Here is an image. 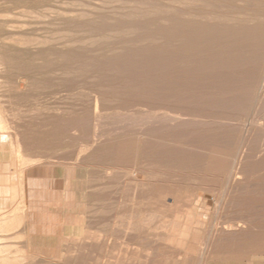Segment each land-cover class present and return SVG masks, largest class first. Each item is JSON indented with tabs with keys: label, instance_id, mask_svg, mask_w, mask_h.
I'll list each match as a JSON object with an SVG mask.
<instances>
[{
	"label": "rangeland",
	"instance_id": "374dc122",
	"mask_svg": "<svg viewBox=\"0 0 264 264\" xmlns=\"http://www.w3.org/2000/svg\"><path fill=\"white\" fill-rule=\"evenodd\" d=\"M118 1L0 0V134L3 136L0 138V216L3 213L0 217V238L2 237L0 239V264H114L118 259V262L122 264H165V256L158 249L156 250L155 246L154 248L152 244H149V250V247L145 245L148 242L147 239L140 241L145 247L140 244L142 247L140 246L141 251L139 250L138 256L141 259L143 256L145 258L143 257L142 263L141 261L137 263L140 258L120 256L126 248L124 238H117L113 246H109L106 250L99 248L100 243L96 245L84 243L86 233L79 234L80 231L75 223V215H78L79 211L82 215L84 214L85 224L90 225V229L93 225L92 230L97 232L102 227L99 218L100 211L112 210V207L116 206L114 200H124L120 203L123 204L121 211L130 207L129 199L132 193L130 190L117 184L106 187L105 182L108 179L106 171L117 162L132 163L139 170L143 169L141 172L145 177L142 180L143 175H141L140 180L144 183L149 182L151 185L148 183L150 186L142 185L138 189L140 190L138 195L143 194L139 196L143 198L142 201L137 199L140 203L145 201V195L157 192L163 187L175 189L176 195L173 193L166 196L167 203L171 205L164 206V209L154 216V221L150 222V224L154 222L152 227H156L157 231L163 227L166 230L163 229L162 232L169 230L170 223H165L167 228L164 223H160L161 219L164 220L161 213L163 212L165 216L168 211L166 207L170 209L165 216L167 219L165 221H173L172 212L176 204L174 206L172 197H177L175 199V202L178 201L177 205L182 204H179V208L184 207L185 212L179 209L181 213H186L192 206L191 208L197 209L196 213L200 221H206L207 226L211 221L209 227L214 226V223L218 226L228 220L246 219L248 224L243 223L245 228L241 227L240 231L232 229L233 232L219 233L222 236L214 234V237H211L213 240H203L205 243L202 241L203 244H199L197 254L202 256L204 264H264V240L262 238L264 231H259L263 230L262 225H264V207L262 208L264 205V176H261L264 175V64L259 73L258 89L248 96L247 94L243 96L236 94V88L240 86L243 78L242 73L233 74L237 81L235 89L230 93L227 89V82H224L227 81L225 78L228 75H221L218 71V76L216 71V73L206 71L203 74L197 72L187 76L177 72L172 74L165 68L155 73L158 77L161 75L156 78L153 73L150 75V73L143 72L139 75V72L135 73L127 69L120 74L110 69L87 65V61L89 64L98 65L108 55L104 52H109L112 44V46L120 45L119 43L122 44V41L127 38L132 39L131 35H137L134 32L123 31L124 37L119 29L110 27L102 29L100 26L107 17L121 19L122 15L119 12L121 10L118 8L133 4V0H130L131 2L123 0V3ZM157 1L161 3L167 0ZM111 2H114L113 6ZM123 4L124 6H121ZM213 4L212 7L221 8L219 3L214 2ZM110 7H113L117 13ZM94 11L95 13H92ZM100 14L103 15L100 16ZM93 19L98 21H92ZM93 27L96 30L95 34H93ZM105 32L108 34L106 35ZM108 35L115 38L110 36L109 39ZM158 38V36L154 38L155 41L161 39ZM161 40L156 42L160 43ZM143 42H139V45L140 43L142 46L148 44V41L147 44L146 41L144 44ZM100 44L104 45L100 46ZM77 57L80 59L76 60ZM181 112L197 113L196 115L200 116L197 118L204 119V121L203 123L178 121L176 116L179 113L183 115ZM226 145L232 148L228 150L229 147ZM233 153L235 154V165L238 166L235 167V171L240 168L238 172L243 174L242 178L239 182L232 184L233 186L219 187L217 186L218 181L213 177L219 172V169L213 166L214 160L234 155ZM77 160L83 163L80 168L76 167ZM223 173L225 175L226 172ZM208 183L213 184V187ZM205 184L210 190L205 187ZM261 187L262 189H259ZM212 189L216 193L212 192ZM217 194H220V201L214 199L218 197ZM190 196L195 197L190 199ZM182 197H189L190 202L187 201L188 198H185L187 203L184 204L186 201L184 202L185 199ZM179 198H182L184 203ZM199 198L201 201H198ZM108 201L113 203L110 202V204ZM203 201L206 202L208 210L204 209ZM16 208L20 209L19 212ZM200 208L202 211L207 210V213L205 211L203 215L204 211L202 213L198 210ZM223 215L226 218L222 217ZM123 221L125 223L126 220ZM28 224H40L42 228L40 231L31 233L26 230ZM15 225L19 227L21 225L23 231L8 237L7 231ZM141 227L146 228L144 224ZM32 234L37 236L33 237ZM79 236L84 240H80ZM77 244L82 245L81 247L75 246ZM207 244L209 248L206 247ZM78 248H82V251ZM205 248L208 252L204 254ZM149 252L151 256L153 255L152 257ZM119 256L122 258H118Z\"/></svg>",
	"mask_w": 264,
	"mask_h": 264
},
{
	"label": "bare ground",
	"instance_id": "6f19581e",
	"mask_svg": "<svg viewBox=\"0 0 264 264\" xmlns=\"http://www.w3.org/2000/svg\"><path fill=\"white\" fill-rule=\"evenodd\" d=\"M57 1V0H56ZM95 1V0H94ZM98 1V0H97ZM100 1V0H99ZM113 1V0H111ZM118 1V0H116ZM121 3H123V0ZM128 1V0H127ZM130 1V0H129ZM81 2V1H80ZM103 2V1H102ZM119 2V1H118ZM131 2V1H130ZM216 2L219 3L218 5L221 7H212V4ZM82 3V2H81ZM93 3V2H92ZM95 3V2H94ZM100 3V2H99ZM105 4V2H103ZM102 3V4H103ZM109 3V2H106ZM114 2H111V4ZM126 3V2H125ZM68 4V3H67ZM88 4V3H87ZM103 4V6H105ZM120 4V3H119ZM224 4V5H223ZM226 4V6H225ZM251 4V5H250ZM83 5V4H82ZM86 5V4H85ZM109 5V4H108ZM107 5V6H108ZM214 5V4H213ZM216 5V4H215ZM102 6V5H100ZM110 6V5H109ZM113 6V4H112ZM121 6H124L121 5ZM211 6V7H210ZM97 7V6H96ZM120 7V6H119ZM95 8V6H94ZM107 8V7H105ZM113 9V7H110ZM109 8V10H111ZM46 9V8H45ZM90 9V8H89ZM93 9V8H92ZM96 9V8H95ZM108 9V8H107ZM97 10V9H96ZM105 10L106 9H102ZM108 10V12H110ZM118 10H121L120 14L122 15L121 19H110V17L106 18L104 22L99 23L100 26L103 27H110L111 29H119L121 32L123 31H130L137 33L136 36H130L132 39L123 40L122 44L119 43L120 45L116 46H110L109 52L111 51V54L109 52H104V54L108 53V55L105 56V59L99 63L98 65L95 64H89L87 61V65H95L96 67H102L106 68L107 70L110 69L112 71H115V73L119 72L121 74L125 72V70H133V72H139L142 74L143 72L150 73V75L153 73H159L163 69L167 68L168 71H171L172 74L174 72L177 73H184L185 75H191L192 73H199L208 71V72H219L221 75H228L224 82H227L228 87L227 89L230 91L235 89V83L237 81L236 78H234L233 74L236 73H242L243 78L240 82V86H237L236 94H242V96L247 94H253L256 92L259 86V73L261 71V68L264 64V0H167L165 2L159 3L157 0H133L132 5H125L121 9L118 8ZM47 11V10H46ZM100 11V10H99ZM112 11L115 12L113 9ZM103 12V11H102ZM107 12V13H108ZM69 13V12H68ZM83 13V12H82ZM85 13V11H84ZM92 13H95L92 12ZM97 13V12H96ZM111 13V12H110ZM109 13V14H110ZM117 13V12H115ZM28 14V13H27ZM99 14V12H98ZM7 15V14H6ZM39 15V14H37ZM73 15V14H72ZM83 15V14H82ZM86 15V14H85ZM97 15V14H94ZM103 14H100V16ZM114 15V14H113ZM117 15V14H115ZM106 16V15H105ZM111 16V15H110ZM118 16V15H117ZM77 18V17H76ZM98 18V17H96ZM95 18V19H96ZM93 19L92 21H94ZM104 19V17H103ZM102 19V20H103ZM88 21V20H87ZM98 21V20H95ZM93 23V22H92ZM52 25V24H51ZM72 26V24H71ZM78 26V25H77ZM81 26V24H80ZM84 26V23H83ZM82 26V27H83ZM96 26V24L94 25ZM30 27V26H29ZM88 28V26H86ZM85 27V28H86ZM84 28V27H83ZM90 28V27H89ZM93 34H95L94 32ZM97 29V27H96ZM87 30V29H86ZM91 30H93L91 28ZM105 30V29H104ZM110 30V29H109ZM42 31V30H41ZM98 31V29H97ZM100 31V29H99ZM85 32V31H84ZM100 32H103L100 31ZM109 32V31H108ZM115 32V31H114ZM117 32V31H116ZM68 33V32H67ZM90 33V32H89ZM106 33V32H105ZM104 33V35H105ZM111 33V32H109ZM15 34V33H14ZM56 34V33H55ZM85 34V33H84ZM91 34V33H90ZM100 34V33H98ZM108 33H106L107 35ZM116 34V33H115ZM122 34V33H121ZM124 34V32H123ZM89 35V34H88ZM105 35V36H106ZM118 35V34H117ZM116 35V38L118 37ZM126 35L129 36V34L126 33ZM101 36V35H99ZM103 36V35H102ZM104 36V37H105ZM109 39L110 36L108 35ZM114 36V35H113ZM159 37L162 42H159V40L156 42L154 38ZM98 37V36H97ZM125 37V34H124ZM134 37V38H133ZM103 38V37H101ZM115 38V37H112ZM121 38V36H120ZM28 39V38H27ZM63 39V38H62ZM106 39V38H105ZM108 39V40H109ZM45 40V39H44ZM56 40V39H55ZM90 40V39H89ZM13 41V40H12ZM31 41V40H30ZM43 41V40H42ZM41 41V42H42ZM88 40H86L87 42ZM91 41V40H90ZM101 41V40H100ZM105 41V40H104ZM107 41V40H106ZM112 41V40H110ZM109 41V42H110ZM116 41V40H114ZM119 41V40H117ZM148 41V44L145 45L144 42ZM155 41V42H152ZM24 42V41H23ZM53 42V41H52ZM94 42V41H93ZM108 42V43H109ZM139 42H143L144 46L139 45ZM107 43V42H106ZM84 45V44H83ZM104 44H100V46H103ZM115 45V44H114ZM92 46V45H91ZM99 46V45H98ZM97 46V47H98ZM81 48V47H80ZM99 48V47H98ZM104 48V47H103ZM102 48V49H103ZM90 49V48H89ZM97 49V48H96ZM101 49V48H100ZM99 49V50H100ZM106 49V48H105ZM65 51V50H63ZM80 51V50H79ZM82 51V50H81ZM101 51V50H100ZM99 51V52H100ZM8 52V51H7ZM72 52V51H71ZM83 52V51H82ZM90 52V51H89ZM88 53V52H87ZM101 53V52H100ZM48 54V52H47ZM67 54V53H66ZM65 54V55H66ZM69 54V53H68ZM75 54V53H74ZM60 55V54H59ZM64 55V54H63ZM76 55V54H75ZM83 55V54H82ZM88 55V54H85ZM3 56V55H2ZM38 56V55H37ZM67 56V55H66ZM77 56V55H76ZM68 57V56H67ZM89 57V55L87 56ZM92 57V56H91ZM98 57V56H97ZM13 58V57H12ZM11 58V60H12ZM74 58V57H73ZM83 58V57H82ZM86 58V57H85ZM80 58L77 57L76 60ZM97 59V58H96ZM8 60V59H7ZM5 60V61H7ZM14 60V59H13ZM86 60V59H85ZM90 60V59H88ZM98 60V59H97ZM82 61V60H81ZM80 62V61H79ZM104 62V63H103ZM86 63V62H85ZM91 63V61H90ZM82 64V63H81ZM84 64V63H83ZM75 66V65H74ZM84 66V65H83ZM66 68V67H65ZM85 68V67H84ZM166 69V71H167ZM69 70V69H68ZM82 70V69H81ZM88 70V69H87ZM130 70V72H131ZM89 71V70H88ZM68 72V71H67ZM74 72V71H73ZM164 72V71H163ZM215 72V73H216ZM217 72V76H218ZM132 73V72H131ZM161 74V73H160ZM183 74V75H184ZM208 74V73H207ZM156 78L161 77V75L155 74ZM163 75V74H162ZM175 75V74H174ZM215 75V74H214ZM220 75V74H219ZM225 75V76H226ZM146 76V75H145ZM178 76V75H177ZM180 76V75H179ZM195 76V75H194ZM153 77V75H152ZM154 77V78H155ZM186 77V76H185ZM190 77V76H189ZM192 77V76H191ZM222 77V76H221ZM129 78V77H128ZM146 78V77H145ZM148 79V78H147ZM216 79V78H215ZM112 80V79H111ZM115 80V79H114ZM150 80V79H149ZM173 80V79H172ZM187 80V79H186ZM218 80V79H217ZM65 81V80H64ZM78 81V80H77ZM139 81V80H138ZM154 81V79H152ZM168 82V81H167ZM199 82V81H198ZM201 82V81H200ZM203 82V81H202ZM134 83V82H133ZM140 83V82H139ZM184 83V82H183ZM193 83V82H192ZM209 83V82H207ZM206 83V84H207ZM87 84V83H86ZM182 84V83H180ZM195 84V83H194ZM193 84V85H194ZM202 84V83H201ZM230 84V85H229ZM184 85V84H182ZM149 86V85H148ZM176 86V85H175ZM222 86V85H221ZM138 87V86H137ZM116 88V87H115ZM173 88V87H172ZM206 88V85H205ZM225 88V87H224ZM189 89V88H188ZM219 89V88H217ZM222 89V88H221ZM146 90V89H145ZM177 90V89H176ZM124 91V90H123ZM182 91V90H181ZM180 91V92H181ZM213 92V91H212ZM228 92V91H227ZM236 92V91H234ZM98 93V92H97ZM177 93V92H176ZM184 93V92H183ZM195 93V92H194ZM220 93V90H219ZM156 94V93H155ZM175 94V93H174ZM180 94V93H179ZM196 94V93H195ZM198 94V93H197ZM207 94V93H206ZM221 94V93H220ZM229 94V93H228ZM186 95V94H185ZM211 95V94H210ZM216 95V94H215ZM224 95V93H223ZM82 96V95H81ZM133 96V95H132ZM212 96V95H211ZM214 96V95H213ZM227 96V95H226ZM26 97V96H25ZM181 97V96H180ZM184 97V96H183ZM182 97V98H183ZM190 97V96H189ZM205 97V96H204ZM97 98V97H96ZM114 99V98H113ZM157 99V98H156ZM252 99V98H251ZM254 99V97H253ZM80 100V99H79ZM159 100V99H158ZM190 100V99H189ZM153 101V100H152ZM195 101V100H194ZM227 101V100H226ZM196 102V101H195ZM225 102V101H224ZM237 102V101H236ZM258 102V101H257ZM116 103V102H115ZM140 102H138L139 104ZM227 103V102H226ZM176 104V103H175ZM204 104V103H203ZM247 104V103H246ZM252 104V103H251ZM259 104V103H258ZM178 105V104H177ZM184 105V104H183ZM223 105V104H222ZM236 105V104H235ZM250 105V104H249ZM20 107V106H19ZM235 107V106H234ZM92 108V107H91ZM120 108V107H119ZM182 109V108H181ZM189 109V108H187ZM205 110V109H204ZM173 111V110H172ZM193 112V111H192ZM213 112V111H212ZM10 113V112H9ZM19 113V112H18ZM32 113V112H31ZM41 113V112H40ZM176 113V112H175ZM228 113V112H227ZM168 114V113H167ZM183 115L176 116V118L181 121H184L186 123L194 121V122H201L203 123L204 119H199L195 113H188V112H181ZM199 114V113H198ZM238 114V113H237ZM18 115V114H17ZM35 115V114H34ZM176 115V114H175ZM174 115V116H175ZM208 115V114H207ZM213 115V114H212ZM32 116V115H31ZM124 116V115H123ZM166 116V115H164ZM172 116V117H174ZM203 116V115H202ZM211 116V115H210ZM126 117V116H125ZM168 117V116H167ZM166 117V118H167ZM170 117V115H169ZM149 118V117H148ZM175 118V119H176ZM214 118V117H213ZM257 118V117H256ZM122 119V118H121ZM131 119V118H130ZM264 119V118H263ZM113 120V119H112ZM126 120V119H125ZM135 120V118H134ZM143 120V119H142ZM147 120V119H146ZM160 120H163L160 118ZM166 120V119H165ZM254 120V119H253ZM119 121V120H118ZM133 121V120H132ZM174 121V120H172ZM207 121V120H206ZM227 121V120H226ZM116 122V121H115ZM142 122V121H141ZM140 122V123H141ZM145 122V121H144ZM166 122V121H165ZM170 122V121H169ZM175 122H177L175 120ZM237 122V121H236ZM83 123V122H82ZM118 123V122H117ZM123 123V122H122ZM125 123V122H124ZM209 123V122H208ZM76 124V123H75ZM132 124V123H131ZM219 124V123H218ZM221 124V123H220ZM257 124V123H256ZM261 124V123H260ZM144 125V123H143ZM215 125V124H214ZM222 125V124H221ZM236 125V124H235ZM121 126V125H120ZM131 126V125H129ZM134 126V125H133ZM203 126V125H202ZM211 126V125H210ZM252 126V125H251ZM113 127V126H112ZM123 127V126H122ZM181 127V126H180ZM239 127V126H238ZM256 127V126H255ZM96 128V127H95ZM118 128V127H117ZM174 128V127H173ZM182 128V127H181ZM184 128V127H183ZM199 128V127H198ZM243 128V127H242ZM108 129V128H107ZM112 129V128H111ZM153 129V128H152ZM158 129V128H157ZM175 129V128H174ZM156 130V129H155ZM240 130V129H239ZM262 130V129H261ZM106 132V131H105ZM131 132V131H130ZM6 133V132H5ZM187 133V132H186ZM247 134V133H246ZM109 135V134H108ZM155 135V134H154ZM91 136V135H90ZM210 137V136H209ZM0 138H3V136L0 134ZM96 139V138H95ZM207 139V138H206ZM212 139V138H211ZM257 140V139H256ZM203 141V140H202ZM201 141V142H202ZM227 141V140H226ZM13 142V141H12ZM209 143V142H208ZM17 144V143H16ZM188 144V143H187ZM199 144V143H198ZM230 145V144H229ZM225 146V145H224ZM228 146V145H226ZM228 150L232 148V146H228ZM81 149V148H80ZM85 149V148H84ZM213 149V148H212ZM224 149V148H223ZM114 150V149H113ZM222 150V149H220ZM225 150V149H224ZM243 150V149H242ZM227 151V150H226ZM21 153V152H20ZM261 153V152H260ZM87 154V153H86ZM234 154V153H233ZM88 155V154H87ZM199 155V154H198ZM197 155V156H198ZM203 155V154H202ZM190 156V155H189ZM234 155H228L224 156L222 158H218L217 160H214V167L219 169V172L216 173L215 177L216 181H218L217 186L223 187L225 185H231L234 183L239 182V180L242 178V173H239V171H235V167H238L235 165ZM117 157V156H116ZM191 157V156H190ZM118 158V157H117ZM240 159V158H239ZM4 161V160H3ZM2 161V162H3ZM78 162L76 163V167L80 168L81 165L83 164L81 160H77ZM212 161V160H211ZM195 162V160H194ZM237 163V162H236ZM262 163V162H261ZM207 165L206 163H204ZM203 164V165H204ZM9 165V164H8ZM39 165V164H38ZM75 165V164H74ZM196 165V164H195ZM194 165V166H195ZM261 165V164H260ZM264 165V164H263ZM100 166V165H99ZM142 166V165H141ZM105 167V166H104ZM204 167V166H203ZM261 167V166H259ZM264 167V166H263ZM10 168V167H9ZM23 168V167H22ZM188 168V167H187ZM200 168V166H199ZM205 168V167H204ZM210 168V167H208ZM208 168L206 170H208ZM215 168V169H216ZM254 168V167H253ZM262 168V167H261ZM142 169V168H141ZM139 170V168L136 167L135 164L132 163H118L112 167H110L106 171L107 175V181L106 187L112 186L114 184H117L118 186H121L127 190H130L132 193L130 195V204L129 208L122 210L121 211V206L123 204L122 201L119 199L114 200V204L117 206L112 207V210L109 209H103L100 211L99 218L101 219V222L98 220V223H102V227L100 230L97 232L93 231L92 229L94 226L92 225V229L90 225L85 224V219H84V214L79 211L78 215H75V223L78 226L79 229V234L81 233H86L85 238L86 240L84 241L87 242L89 245L90 244H95L100 243V249L102 247L105 248L106 250L114 244L117 240V238H124V241L126 243V248L123 254V257L129 256V257H137L138 252L140 249V246L142 245L145 247L143 244L140 243L142 239H147L148 245L152 244V247H156V250L158 249L162 255L165 256L164 262L167 264H204V261L202 259L201 255H198V246L201 243L203 244L202 241H208V240H213L211 237H214V234H219L224 231H230L233 232L232 229L236 230H241V227L246 223L244 220H234V221H227V222H222L220 225L214 223V226H210L211 221L208 222H203L200 221L199 218L197 217L196 213V208H191L190 210L186 213H181L179 209L181 210L179 203L177 205V202H175V198H171L175 208L173 209V221L172 222H166L167 219H165L166 214L168 213L169 209L166 207L167 213L162 214L164 220L161 219L160 223H167L170 225L168 228L169 230L167 231H161L163 228H160L159 231H157L156 227L153 228V224L150 222L154 221L153 218L157 214V212L162 211L164 209V206L166 205H171L167 203L166 196L169 194H173L175 192V189L173 187H163L157 192H153L150 195H145V201L140 203L139 196H143L141 193L138 195L139 191L138 189L141 188V186L147 185L149 182L144 183L141 181V175L142 170ZM264 169V168H263ZM204 170V169H203ZM205 170V171H206ZM214 170V169H213ZM226 172L225 175L223 172ZM260 171V169H259ZM12 173L14 172L13 170L11 171ZM153 172V171H152ZM151 172V173H152ZM242 172V171H241ZM245 172V171H244ZM258 172V171H257ZM261 172H263L261 170ZM147 173V172H146ZM5 174V173H4ZM10 174V173H8ZM155 174V173H154ZM190 174V173H189ZM208 174V173H207ZM211 174V173H210ZM263 174V173H262ZM104 175V174H103ZM149 175V174H148ZM45 176V175H44ZM147 176V175H146ZM206 176V175H205ZM210 176V175H209ZM264 176V175H261ZM144 175L143 179L144 180ZM156 177V176H155ZM154 177V179H155ZM211 177V176H210ZM261 178V177H260ZM264 178V177H263ZM146 180H148L146 178ZM156 180V179H155ZM160 180V179H159ZM157 180V181H159ZM162 182V180H160ZM179 181V180H178ZM262 181V180H261ZM10 182V181H9ZM89 182V181H88ZM155 182V181H154ZM205 182V181H204ZM245 182V181H244ZM264 182V181H263ZM203 183V181H202ZM215 183V182H214ZM253 183V182H252ZM1 184V183H0ZM11 184V183H10ZM69 184V183H68ZM150 184V183H149ZM148 184V186H150ZM158 184V183H157ZM216 184V183H215ZM254 184V183H253ZM5 185V184H4ZM12 185V184H11ZM90 185V184H88ZM109 185V186H108ZM116 185V186H117ZM203 185V184H201ZM207 189H209V186H206ZM208 185H211L208 183ZM213 185V184H212ZM211 185V186H212ZM83 186V185H82ZM115 186V187H116ZM215 186V185H214ZM66 187V186H65ZM213 187V186H212ZM228 187V186H227ZM256 187V186H254ZM259 187V186H258ZM264 187V186H263ZM91 188V187H90ZM118 188V187H117ZM246 188V187H245ZM244 188V189H245ZM15 189V188H14ZM77 189V188H76ZM89 189V187H88ZM178 189V187H177ZM176 189V190H177ZM206 189V191H207ZM230 189V188H229ZM256 189V188H255ZM259 189H262L259 188ZM257 188V190H259ZM69 190V189H68ZM142 190V189H141ZM210 190V189H209ZM208 190V191H209ZM228 190V189H227ZM254 190V189H253ZM256 190V191H257ZM8 191V190H7ZM82 191V189H81ZM249 191V190H248ZM261 191V190H260ZM5 192V190H4ZM212 192H215V190ZM262 192V191H261ZM8 193V192H7ZM67 193V192H66ZM71 193V192H70ZM89 193V192H88ZM176 193V192H175ZM174 193V194H175ZM210 193V192H209ZM216 193V192H215ZM219 193V192H218ZM232 193V192H231ZM252 193V192H251ZM255 193V192H254ZM260 193V192H259ZM20 194V193H19ZM190 194V193H189ZM228 194V193H227ZM236 194V193H235ZM15 195V194H13ZM89 195V194H88ZM176 195V194H175ZM174 195V196H175ZM177 195H179L177 193ZM218 197H214L215 201H218L220 199L219 195L217 194ZM230 195V194H229ZM261 195V194H260ZM23 196V195H22ZM227 196V195H226ZM195 196L191 197L194 198ZM251 197V196H250ZM6 198V197H5ZM10 198V197H9ZM183 199L188 198L184 200V202L187 200L190 202L189 197H182ZM181 198V199H182ZM259 198H261L259 196ZM14 199V198H13ZM127 199V198H126ZM141 201L143 198H139ZM179 198V200H181ZM201 198L198 199V201ZM206 199V198H205ZM258 199V198H257ZM11 200V199H9ZM178 200V199H177ZM195 200V199H194ZM259 200V199H258ZM6 201V199H5ZM4 201V202H5ZM17 201V200H16ZM171 201V202H172ZM182 203L183 200H181ZM187 201L184 203L186 204ZM220 201V200H219ZM255 201V200H254ZM264 201V200H263ZM19 202V201H18ZM109 202V201H108ZM113 203L112 201H110ZM109 202V203H110ZM222 202V201H221ZM256 202V201H255ZM254 202V203H255ZM108 203V204H109ZM110 203V204H111ZM129 203V202H128ZM229 203V202H228ZM239 203V202H238ZM253 203V204H254ZM19 204V203H18ZM127 204V202H126ZM204 204V209L208 210V207H206V202L203 201ZM107 205V204H106ZM105 205V206H106ZM216 205V204H215ZM220 205V204H218ZM235 205V204H233ZM79 206V205H78ZM110 206V205H109ZM108 206V207H109ZM136 206V207H134ZM198 206V205H197ZM256 206V205H255ZM262 206V205H261ZM6 207V206H4ZM127 207V206H126ZM201 207V206H200ZM206 207V208H205ZM211 207V205H210ZM216 207V206H215ZM258 207V206H256ZM264 205L262 206V208ZM19 208V206H18ZM202 208V207H201ZM198 209L199 211H202ZM227 208V207H226ZM8 209V208H5ZM17 209V208H16ZM203 209V208H202ZM210 209V208H209ZM256 209V208H255ZM254 209V210H255ZM17 209V212H19ZM183 212L184 207H183ZM181 210V211H182ZM207 210H203L202 213L205 215V211L207 213ZM260 210V209H259ZM264 210V208H263ZM7 211V210H6ZM9 211V210H8ZM165 211V210H164ZM215 211V210H214ZM245 211V210H242ZM14 212V211H13ZM249 212V211H248ZM259 212V211H258ZM25 213V212H24ZM244 213V212H243ZM256 213V212H254ZM264 213V212H263ZM9 214V212H8ZM11 214V213H10ZM18 214V213H17ZM198 214H200L198 212ZM214 214V213H213ZM3 215V213H2ZM1 215V216H2ZM19 215V214H18ZM252 215V214H251ZM259 215V214H258ZM263 215V214H262ZM0 216V217H1ZM8 216V215H7ZM161 216V217H162ZM214 218L215 216L212 215ZM211 216V217H212ZM227 216V215H226ZM231 216V215H229ZM204 217V216H203ZM206 217V216H205ZM219 217V216H218ZM222 217H225L224 215ZM236 217V216H235ZM244 217V216H242ZM246 217V216H245ZM249 217V216H247ZM246 217V218H247ZM6 218V217H5ZM26 218V217H25ZM24 218V219H25ZM126 218V219H124ZM226 218V217H225ZM234 218V216H233ZM253 218V217H252ZM7 219V218H6ZM20 219V218H19ZM23 219V220H24ZM156 219V217H155ZM207 220V218H205ZM229 219V218H228ZM123 220H126L125 223ZM166 220V221H165ZM216 220V219H215ZM221 220V217H220ZM223 220V219H222ZM227 220V219H226ZM251 220V219H250ZM264 220V219H263ZM2 221V220H1ZM15 221V220H14ZM13 221V222H14ZM158 221V220H155ZM165 221V222H164ZM214 221V220H213ZM217 221V220H216ZM225 221V219L223 220ZM19 222V221H18ZM31 222V221H30ZM219 222V221H218ZM263 223L262 221H260ZM23 223V222H22ZM33 223V222H32ZM36 223V222H35ZM159 223V224H160ZM210 223V224H209ZM220 223V222H219ZM11 224V223H10ZM21 224V223H20ZM55 224V223H54ZM144 224V227L142 228L141 226ZM146 224V225H145ZM213 224V222H212ZM252 224V223H251ZM2 225V224H1ZM24 225V224H23ZM22 225V226H23ZM162 225V224H160ZM166 225V224H165ZM164 225V226H165ZM250 225V224H249ZM9 226V225H8ZM101 226V225H99ZM163 226V225H162ZM161 226V227H162ZM261 226V224H260ZM263 230L259 231H264V225ZM10 227V226H9ZM259 227V226H258ZM42 228V225L40 224H28L26 230H29L32 232H37L40 231ZM63 228V227H62ZM167 228V225H166ZM260 228V227H259ZM23 228H21V225H15L9 231L6 233V235L12 236L15 234H20L19 232L23 231ZM57 229V228H56ZM248 229V228H246ZM262 229V228H261ZM92 230V231H91ZM166 230V229H165ZM232 230V231H231ZM245 230V229H244ZM6 231V230H5ZM57 231V230H56ZM234 231V232H235ZM27 232V231H26ZM24 234V233H23ZM22 234V235H23ZM28 234V233H27ZM42 234V233H41ZM222 234V233H221ZM226 234V233H225ZM224 234V235H225ZM236 234V233H235ZM264 234V233H263ZM31 235V234H30ZM33 235V234H32ZM40 235V234H39ZM220 235V234H219ZM247 235V234H246ZM36 237L37 235H33V237ZM45 236V235H44ZM50 236V235H49ZM222 236V235H220ZM228 236V234H227ZM231 236V235H230ZM25 237V235L23 236ZM41 237V236H40ZM224 237V236H223ZM248 237V236H247ZM2 238V237H1ZM0 238V239H1ZM43 238V235H42ZM49 238V237H48ZM80 238V236H79ZM220 238V237H219ZM229 238V237H228ZM263 240H264V235H263ZM37 239V238H36ZM40 239V238H39ZM114 239V240H113ZM215 241L216 237L214 238ZM223 239V238H221ZM220 239V240H221ZM26 240V239H25ZM32 240V239H31ZM53 240V239H52ZM80 240H84L83 238ZM79 240V241H80ZM240 240V239H239ZM28 241V240H27ZM43 241V239H42ZM49 241V240H48ZM51 241V240H50ZM54 241V240H53ZM55 241H57L55 239ZM75 241V240H74ZM81 241V243H82ZM149 241L151 243H149ZM203 241V242H204ZM227 241V240H226ZM3 242V241H2ZM1 242V244H2ZM12 242V241H11ZM21 243V241H19ZM38 242V241H37ZM40 242V240H39ZM210 242V241H209ZM208 242V243H209ZM219 242V241H218ZM7 243V242H6ZM5 243V244H6ZM9 243V242H8ZM28 243V242H27ZM41 243V242H40ZM83 243V244H84ZM205 243V242H204ZM213 243V242H212ZM211 243V244H212ZM32 244V243H31ZM49 244V243H48ZM52 244V242H51ZM50 244V246H51ZM74 244V243H73ZM141 244V245H140ZM218 244V243H217ZM19 245V244H18ZM23 245V242L21 246ZM33 245V244H32ZM57 245V244H56ZM81 247L82 244H77L75 246ZM85 245V244H84ZM83 245V247H84ZM93 245V247L95 246ZM157 245V246H156ZM35 246V245H34ZM33 246V247H34ZM43 246H45L43 244ZM49 246V245H48ZM55 246V244L53 245ZM66 246V245H65ZM99 246V245H98ZM113 246V245H112ZM111 246V247H112ZM141 246V247H142ZM212 246V245H211ZM210 248L212 249V247ZM8 247V246H7ZM19 247V246H18ZM30 246L28 245V248ZM41 247V245H40ZM82 247V248H83ZM86 247V246H85ZM96 247V246H95ZM154 247V248H155ZM204 247V246H200ZM208 247V244L207 246ZM36 248V247H35ZM61 248V247H60ZM73 248V247H72ZM82 248L80 251H82ZM98 248V247H97ZM209 248V247H208ZM6 248H4L5 250ZM55 249V248H54ZM88 249V247L86 248ZM143 249V248H142ZM206 249V248H205ZM214 249V248H213ZM13 251V249H11ZM20 250V249H19ZM21 250H23L21 248ZM27 250V249H26ZM29 250V249H28ZM50 250V249H48ZM85 250V248L83 249ZM103 250V251H106ZM121 250V249H119ZM118 250V251H119ZM150 250V247H149ZM153 250V249H152ZM201 250V249H199ZM203 250V248H202ZM30 251V250H29ZM66 251V250H65ZM68 251V250H67ZM89 251V250H88ZM91 251V250H90ZM112 251V250H110ZM108 251V252H110ZM207 249L205 250L204 254ZM214 251V250H213ZM229 251V250H228ZM4 252V251H3ZM34 252V251H33ZM49 251H47L48 253ZM55 252V251H54ZM78 252V251H77ZM144 252V251H142ZM152 252V251H151ZM151 252L150 256H151ZM158 252V251H157ZM203 252V251H201ZM211 252V251H210ZM209 252V254H210ZM215 252V251H214ZM10 253V252H9ZM25 253V252H24ZM70 253V252H69ZM80 253V252H79ZM118 253V252H117ZM122 253V252H121ZM141 253V252H140ZM154 253V251L152 252ZM51 254V253H49ZM82 254V253H81ZM80 254V255H81ZM84 254V253H83ZM91 254V252H90ZM107 254V253H106ZM145 254V253H144ZM156 254V252H155ZM203 254V255H204ZM208 254V256H209ZM232 254V253H231ZM256 254V253H255ZM23 255V254H22ZM33 255V254H32ZM54 255V254H53ZM79 255V257H80ZM142 255V254H141ZM158 256V254H156ZM160 255V254H159ZM207 255V254H206ZM211 255V254H210ZM234 255V254H233ZM9 256V255H8ZM24 256V255H23ZM26 256V255H25ZM77 256V255H76ZM106 256V255H105ZM120 256L118 258H120ZM143 256V255H142ZM141 256V257H142ZM148 256V255H147ZM146 256V257H147ZM153 256V255H152ZM151 256V257H152ZM3 257V256H2ZM22 257V256H21ZM27 257V256H26ZM78 257V258H79ZM86 257V256H85ZM114 257V256H113ZM144 257V256H143ZM143 257L142 259H139V262H143ZM163 257V256H162ZM19 258V257H18ZM25 258V257H24ZM47 258V257H45ZM84 258V257H83ZM122 258V257H121ZM120 258V259H121ZM145 258V257H144ZM164 258V257H163ZM205 258V256H204ZM210 258V257H209ZM80 259V258H79ZM97 259V258H96ZM148 259V258H147ZM153 259V258H152ZM158 259V258H157ZM211 259V258H210ZM209 259V260H210ZM21 260V258H20ZM44 260V259H43ZM48 260V259H47ZM78 260V259H77ZM117 259H115L116 261ZM119 260V259H118ZM114 264H122L120 261ZM125 260V259H124ZM83 261V260H81ZM102 261V260H101ZM136 261V260H135ZM145 261V260H144ZM158 261V260H155ZM28 262V261H27ZM60 262V261H59ZM71 262V261H70ZM147 262V261H146ZM208 261L206 260V263ZM165 263V264H166ZM20 264V263H18ZM26 264V263H25ZM47 264V263H46ZM78 264V263H77ZM93 264V263H92ZM132 264V263H131ZM209 264V263H208Z\"/></svg>",
	"mask_w": 264,
	"mask_h": 264
}]
</instances>
